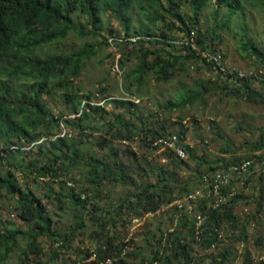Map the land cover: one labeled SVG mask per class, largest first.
<instances>
[{
	"label": "trees",
	"instance_id": "obj_1",
	"mask_svg": "<svg viewBox=\"0 0 264 264\" xmlns=\"http://www.w3.org/2000/svg\"><path fill=\"white\" fill-rule=\"evenodd\" d=\"M208 4L212 5L214 20L226 7L222 17L226 27L237 13L245 19L244 4L255 7L264 5V0H0V197L7 203L3 196L6 194L17 212L15 220L0 221V264L8 263L14 253L16 264H58V260L62 264H198L205 255L210 258L209 264H228L237 255L235 246L248 241L249 225L243 223L236 206L243 198L253 197L263 217L264 171L257 181L258 194L237 193L217 209H209L206 202L199 205L197 211L207 215L199 229L200 240L196 237V221L190 215L180 217L174 231L166 229L159 235L149 231L145 245L134 243L135 235L132 237L128 226L135 219L139 221L165 208L172 221L170 227L174 225L171 212L176 210L170 204L175 193L182 197L184 192L201 185L205 175L264 149V128L247 143V154L226 141L225 149L214 156L186 142L188 127L183 117L179 121L155 120V124L139 112L141 105L108 96L105 88L97 91L105 103L124 111L113 112L114 120L100 122L98 115L105 113L106 107L93 101L94 93L85 95L76 85L88 61L109 44L103 33L107 29L104 15L110 13L126 36L142 37L137 42H117L123 48L134 46L119 58L122 86L129 97L143 102L149 73L157 81L166 82L180 70H187L185 65L192 61L207 66L214 75L187 86L179 98L159 103L163 111L205 103L213 90L264 103L262 80L255 79L261 85L259 90L254 86V76L240 84L235 79H222L220 67L216 69L213 61L201 56V51L216 52L215 42L222 40L219 30L212 29L209 34L200 26ZM134 12L139 16L137 22ZM192 31L198 54L191 44L177 43L190 38ZM235 32L241 34L240 50L249 58L256 56L264 68V49L251 40L246 25ZM70 34H76L82 42L74 49H60V42ZM132 58L135 66L125 70ZM56 94L62 102L72 103L58 114L49 103ZM66 110L80 115L68 119ZM170 125L175 126L172 132L178 134L177 144H183L188 160L181 159L173 148L159 151L153 144L159 137L171 134ZM63 128L69 129L65 135H61ZM91 131L97 135L90 138ZM137 138L150 154L142 156L134 149ZM155 151L161 157L157 163L153 161ZM186 170L190 174L183 178ZM151 175L156 179H150ZM254 175L247 178L246 184L251 182L253 186ZM117 186L125 192L112 200ZM231 188H236V179L224 190ZM68 210L72 211V222L58 227L54 216ZM259 216L254 214L248 221L257 223ZM226 225L236 229L233 244L221 247ZM87 229L90 232L85 235L91 246L86 248L84 244L69 250ZM41 237L52 243L46 259ZM154 237L155 243L151 241ZM258 241L263 243L264 235ZM194 243L202 251L217 243L220 251L217 255L198 254ZM241 264H264V259H254L246 247Z\"/></svg>",
	"mask_w": 264,
	"mask_h": 264
},
{
	"label": "rangeland",
	"instance_id": "obj_2",
	"mask_svg": "<svg viewBox=\"0 0 264 264\" xmlns=\"http://www.w3.org/2000/svg\"><path fill=\"white\" fill-rule=\"evenodd\" d=\"M245 7V19L240 16L241 13H237L232 17L229 25L225 27V23L222 20L226 12V7L221 8L220 14L217 20L213 19L211 14L212 5L208 4L206 9L202 12L201 17V28L202 31L211 34L212 29L219 30L222 35V40L215 42V49L220 51L223 55V59L228 66L238 67L253 76H258L259 80L264 81V68L260 66L257 62V57L249 58L243 51L239 48V43L241 39V34L236 33L235 30H241L243 25H246V30H248L251 40L260 43L261 47L264 49V5L258 4L255 7L251 5L244 4ZM188 8V6H187ZM136 22L139 19L137 13L133 14ZM84 21V20H83ZM104 21L107 26L104 35L110 34L109 30L113 29L116 34L124 33L118 21L115 19L114 15L106 13L104 15ZM110 30V31H111ZM92 39V38H91ZM82 39H80L76 34H70L66 39L60 42V49L78 47ZM129 49H134L133 45H129L128 48H123L121 45H116L111 47L107 45L104 49L100 50L91 61H88L87 66L84 68L81 76L76 80L77 87L82 89V92L86 95L93 94V101L99 102V105L106 107V112L98 115L101 119L100 122L104 120H114L115 115L113 112H123V108H117L114 104L105 103L103 96H100L97 91L100 88H105V94L108 96L112 95L114 98L123 99L128 95L122 86V76L119 71L113 70V64L117 59V52L122 53L129 51ZM136 60L132 58L125 65V70L135 66ZM194 66V67H192ZM187 70H180L174 79L169 81H157L152 73H149L146 78L147 81L143 87L144 101L139 102L141 105L139 112H144L146 117H150L152 122L157 124L155 120L164 121L165 118L170 120L178 119L181 117L187 119L189 126L185 139L188 143L195 145L200 150H207L212 153V155H218L221 153L222 149H225L227 142H231L237 146H240L241 153L244 155L248 152V142L252 141L257 137L260 128H264V103L249 101L244 97L238 96H228L226 93L220 90H213L208 94V99L205 103L188 105L177 111H163L158 107L159 103H167L170 99L179 98L183 90L189 86L192 87L197 81H207L213 74L207 66H201V64L189 61L185 65ZM254 86L259 90L261 85L258 80H254ZM53 100H49L50 106L53 107V111L57 114L60 109L71 107L72 103L67 101H61L59 94L54 95ZM104 103V104H103ZM157 103V105H156ZM98 104V103H93ZM62 105V106H61ZM143 107V108H142ZM150 113H152L150 115ZM67 115L66 118L70 119L73 113L69 110L65 111ZM69 131L68 128L64 130ZM175 126L170 125L168 133L174 130ZM217 131H220V137L217 135ZM71 134L78 137L77 131L70 130ZM90 138L97 135L96 132H90ZM223 137V138H222ZM138 139V138H137ZM139 140V141H138ZM133 142V147L139 153L144 156L146 152L144 145L141 143L140 139ZM208 140V143L205 141ZM227 141V142H226ZM232 149V148H231ZM153 161L155 163L161 160L160 153L155 151L152 152ZM189 171H184L182 173L183 178L189 175ZM262 175V174H261ZM150 179L155 180V176H149ZM260 175L256 174L253 179V186L250 184L249 188L244 192L246 196H251L253 194H258V184ZM139 179V178H138ZM125 192L122 186H117L112 191V200H117ZM4 198L8 204H11L8 200L9 197L4 194ZM105 203H108L105 201ZM258 205L254 198L246 197L243 198L236 206V212L242 218L243 223L249 225V237L247 242H239L236 244L237 255L232 257L228 264H241L243 261V253L246 247L252 252V256L256 260L264 259V242L258 241L259 236L264 235V226L261 225L262 219L264 218L259 214ZM72 211L62 212L60 216H54L58 227H67L72 222ZM257 214L260 217L259 222L248 221V218ZM169 211L167 208L155 214H147L141 220L132 222L128 226L134 238V243L136 245H145L149 231L157 233L159 235L161 231L170 229L172 221L167 217ZM250 223V224H249ZM229 224V223H228ZM236 229L230 225H226L225 229V242L221 247L233 244V232ZM90 229L84 230L78 238L75 239L73 245L69 250L75 251L77 247H81L85 244L88 248L91 246L90 240L85 235H88ZM263 233V234H262ZM124 235V234H123ZM40 240L45 245V259L49 256V250L51 251L52 243L47 237H41ZM153 243L156 242V238H152ZM196 253H201V248L196 246L194 243ZM219 250V249H218ZM149 251V249H148ZM220 251V250H219ZM219 251L212 252V255H217ZM17 253L11 255L8 263L6 264H16ZM210 258L204 256L198 264H209ZM58 264H62L58 260Z\"/></svg>",
	"mask_w": 264,
	"mask_h": 264
},
{
	"label": "built area",
	"instance_id": "obj_3",
	"mask_svg": "<svg viewBox=\"0 0 264 264\" xmlns=\"http://www.w3.org/2000/svg\"><path fill=\"white\" fill-rule=\"evenodd\" d=\"M194 31H192L190 38L187 37L185 39H182L181 41H177L178 44L186 43L191 44L194 49H197V54L199 52V49L196 46V39L194 38ZM140 38L138 35H132V36H126L125 33L122 34H114L108 36L109 45L111 47H115L117 45L118 41H130V42H137ZM189 38V39H188ZM117 59L115 60L113 64V70L119 71L122 76V71L119 67V58L121 57L122 53L117 52ZM202 57L207 58L209 61H213L215 63V68L218 69L220 67L221 72V78L222 79H235L234 82L236 84H240V81L243 79L248 78V76L252 77L253 75L251 73H248L247 71H244L238 67H232L225 65L223 55L220 51H216L214 53L207 52V51H201L200 52ZM214 75V74H213ZM259 78L258 76L253 77V81ZM256 81V80H255ZM264 85V81H263ZM126 99L132 100L136 103L141 102V99L133 96H127ZM79 115V114H78ZM178 120V119H175ZM179 121V120H178ZM183 124L185 126H189V123L187 119H184ZM66 129L61 133V135L66 134ZM174 130H171V134L167 135L165 137H159L156 141L153 142V144L159 148L160 150H164L167 147L173 148L178 156L181 159L188 160V153L183 147V144L178 145L177 141L179 139L178 134L176 132H172ZM187 142V141H186ZM209 141L206 140L205 143H208ZM124 145L129 144V141H123ZM188 143V142H187ZM190 145H193L189 143ZM262 157V158H260ZM263 159V160H262ZM166 161V159H164ZM264 171V149L258 150L254 152V155L249 158H243L238 163H231L228 166H223L216 171H213L203 177V183L199 186H195L192 189L184 192V195L180 197L177 193H175V200L170 204L173 205V211L175 213L171 212V214L174 216V225L171 226L169 231H174L175 227L177 226L180 217L188 216L190 215L194 217L196 221V230H197V240H200V231L199 229L201 226L206 222L207 215L204 214L201 211H197L199 205L201 203L206 202L209 209H217L223 207L224 204L228 203L237 193H243L245 190H247L251 184L249 182L246 184V180L248 177L252 175H256L258 173L260 175V172ZM254 175V176H255ZM253 176V177H254ZM236 179V188L234 189H227V191L224 190L225 187L230 186L231 181ZM69 185H72V183H69ZM241 189H243L241 191ZM17 218V212L15 211V208L8 204L4 203L0 197V221L1 220H15ZM135 221H138V219H135ZM217 243H214L210 248H208L206 251H202V253H212L217 250ZM201 255V254H200ZM95 257V255L93 256ZM108 262H112V259H108Z\"/></svg>",
	"mask_w": 264,
	"mask_h": 264
},
{
	"label": "clouds",
	"instance_id": "obj_4",
	"mask_svg": "<svg viewBox=\"0 0 264 264\" xmlns=\"http://www.w3.org/2000/svg\"><path fill=\"white\" fill-rule=\"evenodd\" d=\"M114 34H116V32L115 33H113V34H108L107 35V37L109 36V35H114ZM109 45V44H108ZM122 79V78H121ZM129 96V95H128ZM124 99H126V98H124ZM76 115H78V114H72V115H70V116H72L71 118H73V117H75ZM80 115V114H79ZM67 116V115H66ZM184 120V119H183ZM182 120V121H183Z\"/></svg>",
	"mask_w": 264,
	"mask_h": 264
}]
</instances>
